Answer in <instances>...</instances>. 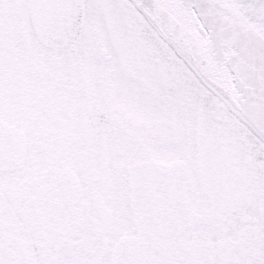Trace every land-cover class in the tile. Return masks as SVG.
Segmentation results:
<instances>
[{"label":"snow or ice","instance_id":"1","mask_svg":"<svg viewBox=\"0 0 264 264\" xmlns=\"http://www.w3.org/2000/svg\"><path fill=\"white\" fill-rule=\"evenodd\" d=\"M0 264H264V0H0Z\"/></svg>","mask_w":264,"mask_h":264}]
</instances>
